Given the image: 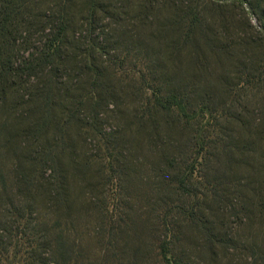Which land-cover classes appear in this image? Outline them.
<instances>
[{
    "label": "rangeland",
    "instance_id": "obj_1",
    "mask_svg": "<svg viewBox=\"0 0 264 264\" xmlns=\"http://www.w3.org/2000/svg\"><path fill=\"white\" fill-rule=\"evenodd\" d=\"M216 1L225 5L205 11L208 26L184 46L178 9L199 3L206 10L210 0H0V214L31 204L39 218L41 201L55 214L56 202L26 191L21 180L37 151L59 143L76 264H166L160 244L175 247L167 225L184 241L176 253L184 252L185 264H255L251 248H264L263 16L256 0ZM63 16L60 56L28 70ZM49 82L62 91L50 95L52 103L84 102L71 139L52 126L27 130L40 121ZM167 96L194 118L154 110ZM60 114L52 107L51 121ZM197 132L210 148L197 145L205 144ZM49 168L43 182L54 184L59 171ZM192 210L239 235L233 257L223 261L220 250L213 260L200 230L180 225ZM13 228L11 237L0 227V264H37L27 261L42 252L24 237L26 225Z\"/></svg>",
    "mask_w": 264,
    "mask_h": 264
},
{
    "label": "trees",
    "instance_id": "obj_2",
    "mask_svg": "<svg viewBox=\"0 0 264 264\" xmlns=\"http://www.w3.org/2000/svg\"><path fill=\"white\" fill-rule=\"evenodd\" d=\"M222 5L225 4H220L216 0H210V5L207 8L208 10H205L203 7H201L199 3L198 5L188 4V6L181 7L180 10L178 9V11H180L179 13H181L179 26L180 30L182 31L181 39L179 40L178 44L180 45L182 43L184 46H193L194 37L197 31H202L203 28L205 29L208 26V18L205 16V11L216 12L223 7ZM94 6L95 5H93V7ZM254 8L263 16L262 21L264 27L263 1L256 0V5ZM91 14L93 17L95 13L91 12ZM67 29L68 22L66 20V17L63 16L60 18L57 32L50 41L49 45L46 47V51L43 52L42 58L39 59L36 64H27L26 67L28 70H38L40 68H43L45 64H50L53 62V60L56 61L58 59L61 53L60 46L63 45L67 36ZM94 45L97 46V50L102 52V47L100 45ZM51 83L49 82V88L42 93V96L45 100L41 102V106H38L39 114L41 116L40 121L35 126H33L32 129L27 128V130L35 131V134H42L43 132L48 133L49 128L51 130L52 126L53 131L57 136L60 135V137L62 136L63 139H65L64 136H66L68 139H71L69 134L70 128L79 121L80 112L83 109L84 102H78V100L76 102L72 101L70 109L68 106L56 105L52 103L50 95L52 93H55V95L58 97V94H60L62 91L58 88L57 84H54L53 88L50 85ZM52 107H54L55 109H59V111L61 112L60 118L58 119L57 116L56 121L54 122L51 121L50 118ZM152 107L154 110L160 109L167 112L173 111L176 108L183 118H186L189 121L194 118L193 115H190L187 105L184 104L182 100H179L176 96L157 98ZM197 133L200 135V132ZM198 134H196L195 138L202 139L203 142H205V146L201 143H197V145H200L201 149L206 146L210 148V141L206 143V138H204L202 135L198 136ZM60 147L61 145L59 143L47 142V144H45L39 151L36 152V158L27 161V163L32 162L30 172L26 171V173L23 171L21 180L26 187V191L31 192L32 190H34L36 194L39 193L40 195H43L42 197H48L50 201L54 200L56 202L55 209H57L55 214L52 211L53 208H49L47 206V203L43 201L41 202L44 203L45 206H39V212L41 213L39 214V218H34V215L38 210L37 206H31V204H26V206H11L8 210H3V214L1 209L0 214V227L3 228L7 233L11 234V237H13V227L16 222H18L19 225H21V223L26 225V229L23 230L24 237H29V239L34 241L31 243L28 242L29 244H38V250L42 252L38 253L36 250L33 254L29 253L30 257L29 259H27V261L33 260L37 264H47L44 258L46 253H48L50 257V264H76V256L78 255V252L76 253V251L74 250V246L72 243H70L68 237L69 230L67 226L72 215L70 214L71 206L68 201V193L66 189V176L63 172V169L59 166V157L61 156L59 154V151H61ZM66 147L67 146L65 145V143L62 144V148ZM209 153L210 150H207V152L205 153V157H207ZM50 164H52L54 168L57 167L59 173L57 174L56 182L54 184H51L49 182L45 184L43 182V173L46 170L48 171V169L50 170ZM35 172L40 173L41 176L33 177L31 174H34ZM181 172L182 171H179L176 174L177 176L173 181H178L180 179ZM211 193H214V190L211 191ZM215 195H217V193ZM34 207L36 208V210H34ZM199 212L192 210L187 213L184 220L181 221L180 225L183 226L184 224H186L189 227L198 228L200 230V232L204 236V245L209 250V254L213 260H219L216 258V256H218V251L220 250L226 252L222 254L223 261L225 259H228V255L230 257H233L234 254L230 255L229 252L237 250V242L239 241V239H237L239 237L237 236L239 235H237L236 233L230 234V232L228 230H225L223 226H221L222 228L219 229L214 228V226L217 227L219 225L218 223L213 224V226L211 227V225L205 223L203 219L204 217L200 215ZM43 220L45 221L43 222ZM47 220L49 221V223L47 222ZM50 222L54 223L51 225ZM36 223L37 226L33 228L32 225ZM170 226L171 225H167V228H169L167 231L170 234L168 238L173 239L171 241V244L175 245V247L172 250V247L168 248V242H162L159 248V256L161 260L165 261L166 264H185L184 252L181 251L180 253H176L177 245H182L184 241L176 232H174V227L171 228ZM3 246H5V244H2L0 240V247ZM16 247L18 246L16 245ZM45 249H48V251H45ZM0 251V257L2 256L0 261H2L6 248L5 250H1L0 248ZM251 253L252 257L255 260V264H264L263 247L255 244L251 248Z\"/></svg>",
    "mask_w": 264,
    "mask_h": 264
}]
</instances>
